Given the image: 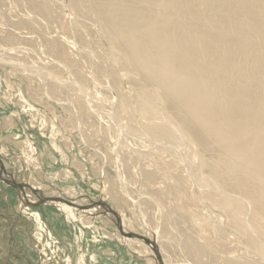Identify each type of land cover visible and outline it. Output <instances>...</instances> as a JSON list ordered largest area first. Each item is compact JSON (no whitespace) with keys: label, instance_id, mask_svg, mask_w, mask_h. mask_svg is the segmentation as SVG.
Returning <instances> with one entry per match:
<instances>
[{"label":"rangeland","instance_id":"rangeland-1","mask_svg":"<svg viewBox=\"0 0 264 264\" xmlns=\"http://www.w3.org/2000/svg\"><path fill=\"white\" fill-rule=\"evenodd\" d=\"M60 1L46 0L50 15L32 16L25 1L0 0L1 176L35 192L28 188L20 192L0 181V264H238L249 260L264 264V214L256 206L244 205L243 213L240 207L236 210L241 215H229L230 210L217 201L236 200L234 195L226 196L203 170L197 184L172 154L145 145L151 138L146 127L163 125L189 154L196 149L164 120L161 103L148 86H131L113 63L105 38L93 30V16L87 14L77 23V35L117 75L123 97L117 127L128 126L135 142L124 140L121 147L120 132L117 139L111 137L107 124L115 101L110 84L96 71L94 60L86 56L89 53L79 49L71 28L63 26L76 14L58 8ZM60 43L66 55L58 56ZM43 75L48 77L45 83H53L54 77H59V86L72 82L76 94L67 99L49 95L41 82ZM141 92L152 99L156 117L139 114L133 93ZM77 93L83 100L79 104ZM118 146L126 151L127 160L117 159ZM199 161L197 156V168ZM40 198L61 199L88 210L59 202L38 204ZM98 203L117 215L122 232L151 238L158 254L137 239L122 237L115 218ZM251 240L255 248L249 245ZM245 247L260 254L246 252Z\"/></svg>","mask_w":264,"mask_h":264},{"label":"bare ground","instance_id":"bare-ground-1","mask_svg":"<svg viewBox=\"0 0 264 264\" xmlns=\"http://www.w3.org/2000/svg\"><path fill=\"white\" fill-rule=\"evenodd\" d=\"M23 1L32 10V16L51 13L46 0ZM58 8L76 14L67 20L65 17L62 24L71 28L79 49L84 48V54L89 53L86 56L94 60L96 71L100 70L110 84L115 101L107 124L111 137L117 139L120 132L121 147L124 140L134 139L135 142L128 126L117 127L123 99L117 75L106 67L101 56L89 50L85 43L82 45L77 35V23L87 14L93 16L90 22L93 30L105 38L113 51L110 50L113 63H117L131 86H148L161 103L164 120L174 124L177 133L190 140L196 149L189 154L173 132L163 125L146 127L151 138L144 141L145 145L172 154L173 160L189 177L194 176L197 184L203 170L226 196L234 195L236 200L220 198L217 201L230 210L229 215H241L244 205L256 206L264 214V0H63ZM57 47L58 56L68 52L64 44ZM40 78L51 96L59 94L66 98L77 89L72 82L69 86L57 85L59 77H54L53 83H45L48 78L45 75ZM77 94L75 100L79 104L83 100L81 93ZM133 97L138 100L139 114L156 117L158 109L148 94L133 93ZM121 147L116 152L120 162L128 159ZM211 153L215 156L208 155ZM197 156L199 168L194 163ZM142 176L147 179L144 173ZM200 192L205 193L203 186ZM239 207L242 213L236 211ZM160 226L163 227V223ZM251 229L254 233L257 231L253 226ZM251 241L249 245L255 248ZM245 250L250 251L246 247ZM249 253L260 254L253 250ZM259 263L249 260L238 264Z\"/></svg>","mask_w":264,"mask_h":264},{"label":"water","instance_id":"water-1","mask_svg":"<svg viewBox=\"0 0 264 264\" xmlns=\"http://www.w3.org/2000/svg\"><path fill=\"white\" fill-rule=\"evenodd\" d=\"M2 172H3V167L0 165V181L2 183L6 184V185H8L10 187H12L15 190L20 191V192H22V190L24 188H28L30 190V192L33 195H35V192L32 189H30L27 185H24V184H21V183H16L10 177H9V179L3 178L1 176ZM47 202H59L61 204L67 205V206L72 207V208H74L76 210H79V211H86V210H88V209H85V207L76 206V205H74V204H72V203H70L68 201L61 200V199H55V198L54 199L40 198V201L38 202V204H45ZM36 204H33V205H36ZM96 206L102 207L105 214H110V215H112L115 218L114 223L116 225V228H117L118 232L120 233V235L122 237L137 239V240L141 241L142 243H144L146 246H148L152 250V252L154 254H156V255L158 254L157 251H156V249H155L154 243L151 242L150 240H148L147 238H144V237H141V236H137V235H134V234H130V233H127L126 234V233L122 232L121 227H120L119 220L117 218V215L114 212H112L108 207L103 206L102 204H99V205H96Z\"/></svg>","mask_w":264,"mask_h":264},{"label":"crops","instance_id":"crops-1","mask_svg":"<svg viewBox=\"0 0 264 264\" xmlns=\"http://www.w3.org/2000/svg\"><path fill=\"white\" fill-rule=\"evenodd\" d=\"M39 15H40V13H39Z\"/></svg>","mask_w":264,"mask_h":264}]
</instances>
